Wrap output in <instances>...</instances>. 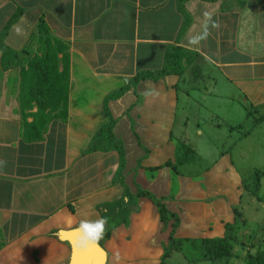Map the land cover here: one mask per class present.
Returning <instances> with one entry per match:
<instances>
[{"label":"crops","instance_id":"1","mask_svg":"<svg viewBox=\"0 0 264 264\" xmlns=\"http://www.w3.org/2000/svg\"><path fill=\"white\" fill-rule=\"evenodd\" d=\"M41 19L68 46L66 117L38 110L35 101L22 109ZM171 46L193 55L183 58L182 73L131 82L141 70L163 68ZM130 82L108 102L125 148L124 183L134 194L151 191L178 213L176 236H224L233 207L248 192L234 155L250 156L245 142L252 130L239 120L264 121V0H0V264H70L71 245L58 231L98 219L115 226L103 245L106 264H162L171 224L164 228L145 196L132 200L119 222L125 190L114 180L119 155L86 151L108 121L106 96ZM191 112L198 135L210 141L220 119L232 122L228 139L235 133L237 142L209 159L190 140ZM179 139L211 169L183 176L165 165L175 160ZM222 160L239 199L226 198L221 182L210 181ZM188 246L164 264L177 253L188 264Z\"/></svg>","mask_w":264,"mask_h":264},{"label":"trees","instance_id":"2","mask_svg":"<svg viewBox=\"0 0 264 264\" xmlns=\"http://www.w3.org/2000/svg\"><path fill=\"white\" fill-rule=\"evenodd\" d=\"M21 10H18L16 18ZM188 16L186 15V22ZM37 32V52L29 61L28 70L30 78L32 79L29 104H23L22 109L25 112V107L33 105L35 101L38 110L50 113L57 111L63 117L67 116L68 106V78L70 69V55L68 46L64 42L52 35L50 27L44 19L36 27ZM7 50V48H4ZM59 53L62 56L59 57ZM192 54L186 53L180 47L171 46L166 53L165 63L163 68L159 70H141L131 80V82L138 83L143 79H157L159 77L169 74H180L184 71L182 60L186 57L187 62L191 61ZM61 64V69H60ZM131 82L119 89L109 93L104 100V111L108 115V121L101 125V127L94 134L87 152L93 151H110L115 150L119 155V167L115 173L114 180L120 181L124 184V196L122 205L119 207L117 213L120 215L119 222L127 220L128 204L139 197L145 196L150 198L158 208L160 219L164 223V228L169 224L172 226L171 234L168 242L164 246V253L162 255V264L175 251H182L189 241L191 250L196 254L192 257V261L210 260L213 264L219 263L223 260L228 261L232 255V238L234 237L235 221L226 222L225 234L221 237H202V238H185L175 235L176 229L180 224V216L177 212L170 210L163 199L158 198L154 193L147 189L139 188L136 194L132 193L129 186L124 183L123 169L125 167L126 155L124 143L117 138L113 132L116 120L113 118L108 102L110 99H115L123 95L128 89ZM23 112V114H24ZM25 115V114H24ZM141 163V162H140ZM165 165L170 166L177 174L183 176H200L209 171L213 165L203 158L191 145L182 140H177L175 145V160H168ZM160 166L154 167L158 169ZM264 175V170H257L251 175L243 178L244 188L257 197L259 201L264 202V192L261 193V182ZM235 219H239V211L237 205L234 207ZM102 215H105V207H99ZM115 226L109 222L105 223V232L103 238L99 241L104 245L105 241L111 236L112 230ZM247 264H264V249H259L255 254H251L247 259Z\"/></svg>","mask_w":264,"mask_h":264},{"label":"rangeland","instance_id":"3","mask_svg":"<svg viewBox=\"0 0 264 264\" xmlns=\"http://www.w3.org/2000/svg\"><path fill=\"white\" fill-rule=\"evenodd\" d=\"M181 105L182 104L180 103L179 110L182 109ZM189 115L191 118V129L189 133L190 140L194 147L201 153H206V157L209 159L214 161V157L218 156L220 151H223L225 148H232L233 142H237L235 138L238 137H236L235 133L230 140L228 139L231 137L230 130L232 122H226L219 119L217 123H219L220 126L214 129L212 132L213 135H211L212 139L209 141L208 134L198 135L197 131H195V116L193 112ZM179 116L184 118L183 114H179ZM205 121H207V119ZM239 121L243 123L242 129L252 130L251 136L248 137L247 142H245V145L250 143L251 154L245 159L234 155V162L237 168H239L240 173L243 174V176H248L257 170H264V121L261 124L256 125L253 116L247 123L241 120ZM202 125L204 126L206 123L203 122ZM226 165L227 162H224L223 160L216 164L214 170H216L217 173H214L210 178V181L216 180L221 182L223 187L220 188V190H224L226 198L236 197L239 199V195H233L234 177H232L231 170L226 173L225 169L222 170ZM260 191L261 193L264 192V175L262 177ZM237 207L239 211V219L234 220L235 230L234 237L231 241L233 245L231 258L228 261L223 260L215 264H247V259L251 254H255L260 248L264 249V202L259 201L256 196L248 191L241 195V200ZM188 247L190 250L189 255L187 256L188 264H213L210 260L192 261V257L196 253L191 250L190 243ZM180 256L183 257L181 253H177L168 264H184V261Z\"/></svg>","mask_w":264,"mask_h":264},{"label":"water","instance_id":"4","mask_svg":"<svg viewBox=\"0 0 264 264\" xmlns=\"http://www.w3.org/2000/svg\"><path fill=\"white\" fill-rule=\"evenodd\" d=\"M77 228L61 229L58 231L59 238L63 241H68L71 245L70 264H106L108 252L99 242L91 244L84 249L75 246L78 236Z\"/></svg>","mask_w":264,"mask_h":264},{"label":"clouds","instance_id":"5","mask_svg":"<svg viewBox=\"0 0 264 264\" xmlns=\"http://www.w3.org/2000/svg\"><path fill=\"white\" fill-rule=\"evenodd\" d=\"M206 34L207 33H205V35ZM105 223L106 221L104 219H98L96 221H82L76 229L78 236L75 246L84 249L91 244L98 243L103 238Z\"/></svg>","mask_w":264,"mask_h":264}]
</instances>
